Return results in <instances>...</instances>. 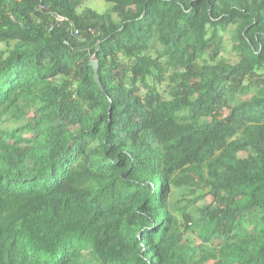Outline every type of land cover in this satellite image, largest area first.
Listing matches in <instances>:
<instances>
[{"label":"trees","instance_id":"1","mask_svg":"<svg viewBox=\"0 0 264 264\" xmlns=\"http://www.w3.org/2000/svg\"><path fill=\"white\" fill-rule=\"evenodd\" d=\"M84 1L0 0V264H264V0Z\"/></svg>","mask_w":264,"mask_h":264},{"label":"rangeland","instance_id":"2","mask_svg":"<svg viewBox=\"0 0 264 264\" xmlns=\"http://www.w3.org/2000/svg\"><path fill=\"white\" fill-rule=\"evenodd\" d=\"M84 6L91 7L98 12H107L111 6V3L105 0H85L79 10H81ZM225 51H222L219 56H223L226 60L234 61L236 59L235 53L231 50V40H229V33H225ZM191 194H188L186 190H178L171 195L172 207L171 209L177 215L185 208V204H187V200L191 199ZM211 200L209 195H206L203 198L198 199L194 206L189 205L187 208L191 210H196L195 206H202L208 203Z\"/></svg>","mask_w":264,"mask_h":264},{"label":"water","instance_id":"3","mask_svg":"<svg viewBox=\"0 0 264 264\" xmlns=\"http://www.w3.org/2000/svg\"><path fill=\"white\" fill-rule=\"evenodd\" d=\"M90 65L92 66V68L94 70V78H95L96 82L99 84V79H98V75H97V61L91 60Z\"/></svg>","mask_w":264,"mask_h":264},{"label":"built area","instance_id":"4","mask_svg":"<svg viewBox=\"0 0 264 264\" xmlns=\"http://www.w3.org/2000/svg\"><path fill=\"white\" fill-rule=\"evenodd\" d=\"M56 19H57L58 21L67 20L65 17H62V16H56ZM68 23H69V25H72L70 21H68ZM73 29H74V28H73ZM72 32H73L74 34L77 33V29H74Z\"/></svg>","mask_w":264,"mask_h":264}]
</instances>
